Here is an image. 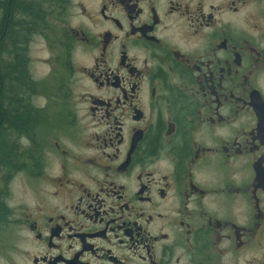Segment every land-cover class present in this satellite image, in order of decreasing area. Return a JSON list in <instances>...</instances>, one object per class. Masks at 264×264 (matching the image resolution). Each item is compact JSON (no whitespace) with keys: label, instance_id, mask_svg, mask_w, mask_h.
<instances>
[{"label":"flooded vegetation","instance_id":"1","mask_svg":"<svg viewBox=\"0 0 264 264\" xmlns=\"http://www.w3.org/2000/svg\"><path fill=\"white\" fill-rule=\"evenodd\" d=\"M52 5L16 52L0 264H264V0Z\"/></svg>","mask_w":264,"mask_h":264},{"label":"trees","instance_id":"2","mask_svg":"<svg viewBox=\"0 0 264 264\" xmlns=\"http://www.w3.org/2000/svg\"><path fill=\"white\" fill-rule=\"evenodd\" d=\"M59 2L0 0V118L3 116V122L0 121V150L5 151L7 156L12 154L15 134L27 124L29 115L17 96L18 83L24 79V65L16 52L25 47L27 39L36 29L43 27L50 16L52 4ZM54 9L60 10V4Z\"/></svg>","mask_w":264,"mask_h":264},{"label":"rangeland","instance_id":"3","mask_svg":"<svg viewBox=\"0 0 264 264\" xmlns=\"http://www.w3.org/2000/svg\"><path fill=\"white\" fill-rule=\"evenodd\" d=\"M46 20H47V18H46ZM45 20V21H46ZM37 30V29H36ZM35 30V31H36ZM34 31V32H35ZM44 46H43V44H41V42H36L35 43V40H33V42L31 43V45L29 46V48H31V50H33V53L35 54V55H37V53L35 52V51H38V49H40V48H43ZM40 54H43V53H40ZM42 68V67H41ZM23 105H24V108L25 109H27V106L24 104V102H23ZM18 189H20V186H15V188H14V192L16 193L17 191H18Z\"/></svg>","mask_w":264,"mask_h":264}]
</instances>
